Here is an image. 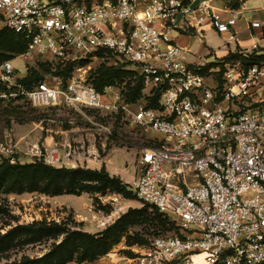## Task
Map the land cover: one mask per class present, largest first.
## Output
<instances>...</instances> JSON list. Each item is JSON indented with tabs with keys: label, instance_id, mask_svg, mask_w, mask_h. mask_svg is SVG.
<instances>
[{
	"label": "built area",
	"instance_id": "1",
	"mask_svg": "<svg viewBox=\"0 0 264 264\" xmlns=\"http://www.w3.org/2000/svg\"><path fill=\"white\" fill-rule=\"evenodd\" d=\"M243 14L219 9L213 0H0V31L24 34L27 55L68 62L109 53L159 92L157 108L133 110L119 104L113 86L102 93L81 70L27 88L13 60L0 64V100L25 98L45 110L41 128L54 121L52 111L90 119L92 110L106 115L124 109L133 124L161 137L163 143L142 152L131 187L143 205L173 219L180 234L130 248L134 256L122 257L129 264H264V62L245 68L225 61L220 85L208 74L216 73L218 58L177 42L206 25L239 40L232 32ZM250 26L261 32L252 35L251 48L258 50L264 27L259 21ZM64 122L77 127L72 119ZM97 127L105 138L112 135L110 127ZM71 143L44 152L40 144L20 148L6 131L0 163L15 164L23 153L65 166L80 150Z\"/></svg>",
	"mask_w": 264,
	"mask_h": 264
},
{
	"label": "rangeland",
	"instance_id": "2",
	"mask_svg": "<svg viewBox=\"0 0 264 264\" xmlns=\"http://www.w3.org/2000/svg\"><path fill=\"white\" fill-rule=\"evenodd\" d=\"M200 47L199 45L194 49L198 50ZM26 52H8L5 55L13 60L19 80L24 84L26 80L31 81L29 85L25 84L27 88L46 77L70 78L81 70L80 73L87 82L100 92L105 93L109 86H113L121 96L120 105L133 110L140 107L154 108L156 105L155 92L139 86V74L135 73L138 71L134 66L112 54L101 52L91 59L79 58L61 62L49 55H27ZM227 56L217 59L218 65L214 69L216 73L208 71L218 81L224 69L223 63L237 61L225 60ZM205 58L209 59L211 55ZM44 115L45 110L34 107L25 98L18 101L0 100V140L4 138L6 131H11L15 140L20 142V148L40 144L44 152L50 146L45 143V137L51 133V129H69L70 136L68 134L67 139L55 143L65 145L70 141L73 146L80 147L78 153L71 157L72 161L77 160L64 164L65 166L52 167L105 171L107 180L81 182L90 188L76 194L56 195L55 187L50 182L53 178L26 172L16 173L0 167L3 177L0 179V237L18 226L42 223L67 231L54 238L47 237L31 242L23 241L22 236L12 247L0 252V264L43 257L58 246L67 237V233L99 236L117 224H125L126 231L121 241L107 255L90 261L84 260L78 251L72 259L65 258L66 264H129L122 257L134 256L130 248L146 247L160 236L180 234L173 219L155 208L143 205L131 187L132 181L139 174L138 161L142 152L163 143L160 136L133 124L124 109L119 113L106 115L92 110L89 111L90 119L72 110L52 111L49 115L54 121H44L41 130L40 122L45 119ZM70 119L76 122L75 129L64 122ZM98 125L110 127L112 135L105 138L100 134ZM90 158L92 161L87 160ZM40 162L43 161L39 157L31 158L19 153L16 163L9 164ZM160 219L166 222L164 228L158 223Z\"/></svg>",
	"mask_w": 264,
	"mask_h": 264
},
{
	"label": "trees",
	"instance_id": "3",
	"mask_svg": "<svg viewBox=\"0 0 264 264\" xmlns=\"http://www.w3.org/2000/svg\"><path fill=\"white\" fill-rule=\"evenodd\" d=\"M231 2L233 9L237 10L240 3ZM29 40L24 34L15 33L8 29L0 31V64L7 60H11L5 53H22L27 51ZM4 52V53H3ZM223 60V59H222ZM225 60L240 61L245 68L252 65L264 62V54L253 52L251 54L243 53H230ZM207 70V69H206ZM224 71V69H223ZM136 74H139L135 72ZM222 75L220 76V85L222 84ZM66 78V77H65ZM139 86L142 87L141 76L138 75ZM67 79V78H66ZM31 81L26 80L25 84L29 85ZM97 89V88H96ZM100 91L99 89H97ZM135 93L134 88L132 89ZM132 94V96H133ZM130 95V97H132ZM159 92H155V107H158ZM154 107V108H155ZM0 167L13 172H26L31 175L37 176L40 174L42 177L53 178L50 180L51 184L55 187V194L62 193L76 194L90 188L81 182L98 181L104 182L107 180L105 171H91V170H69V169H56L44 162L26 165H11L8 162L0 163ZM3 174L5 170L2 171ZM0 174V179H2ZM45 189V188H44ZM48 189V188H46ZM159 225L164 228L166 222L162 219L159 220ZM126 231L125 224H117L106 233L99 236H93L85 233H67V237L58 245L55 246L48 254L40 258L30 259L26 258L18 263L7 264H66L65 258L72 259L73 256L79 251L84 260L94 261L102 256L107 255L116 244L121 241L124 232ZM67 231L58 226H51L42 224H33L30 226H18L9 231L6 235L0 237V252L9 249L13 246L18 238H23L25 242L39 241L43 238H54Z\"/></svg>",
	"mask_w": 264,
	"mask_h": 264
},
{
	"label": "crops",
	"instance_id": "4",
	"mask_svg": "<svg viewBox=\"0 0 264 264\" xmlns=\"http://www.w3.org/2000/svg\"><path fill=\"white\" fill-rule=\"evenodd\" d=\"M214 5L219 9H233L231 2L235 0H213ZM240 7L238 9L244 12L242 18L238 21L236 28H234L232 35L239 40H232L230 34H220L209 25L204 26L203 29L196 31L193 30L190 34H184L177 38V42L182 46L192 50L196 55L205 57L208 54L212 58H221L229 55L230 53H245L251 54L257 52L258 54H264V48L262 45L264 41L260 42L258 50H253L252 35H259L261 32L257 31L250 26L251 21H259L264 27V0H238ZM201 46L198 50L194 48ZM42 130L43 128L40 127ZM71 130L61 129L56 127L51 129V133L45 137V143L47 145H53L55 142L67 139L68 134L70 136ZM92 161L91 158L87 159Z\"/></svg>",
	"mask_w": 264,
	"mask_h": 264
},
{
	"label": "bare ground",
	"instance_id": "5",
	"mask_svg": "<svg viewBox=\"0 0 264 264\" xmlns=\"http://www.w3.org/2000/svg\"><path fill=\"white\" fill-rule=\"evenodd\" d=\"M198 262L202 263V259L199 258V259H198Z\"/></svg>",
	"mask_w": 264,
	"mask_h": 264
}]
</instances>
